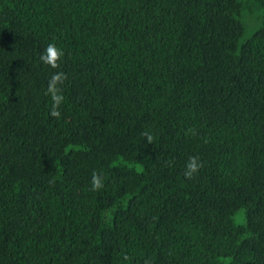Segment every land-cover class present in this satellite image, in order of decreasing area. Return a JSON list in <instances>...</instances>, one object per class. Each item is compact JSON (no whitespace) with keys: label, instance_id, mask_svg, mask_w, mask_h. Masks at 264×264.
I'll list each match as a JSON object with an SVG mask.
<instances>
[{"label":"trees","instance_id":"1","mask_svg":"<svg viewBox=\"0 0 264 264\" xmlns=\"http://www.w3.org/2000/svg\"><path fill=\"white\" fill-rule=\"evenodd\" d=\"M0 264H264V0H0Z\"/></svg>","mask_w":264,"mask_h":264},{"label":"clouds","instance_id":"2","mask_svg":"<svg viewBox=\"0 0 264 264\" xmlns=\"http://www.w3.org/2000/svg\"><path fill=\"white\" fill-rule=\"evenodd\" d=\"M63 56L64 53L60 48H58L55 44H49L46 50L41 54L40 61L43 64L48 65L53 69H56L59 67V62L62 60ZM65 79L66 77L62 72H56L51 76V79L49 80L48 83L47 92L54 101L53 110L51 114L57 118L60 116V113L59 111H57V108L59 107V105L62 103L63 100V97L58 94V85L62 84ZM148 140L149 141L152 140V137L150 135L148 136ZM187 169L188 170L185 172V176L191 178L192 175L197 171V165L195 160H192L187 165ZM92 184H93V189H98L102 186L99 178L95 174L93 175Z\"/></svg>","mask_w":264,"mask_h":264}]
</instances>
